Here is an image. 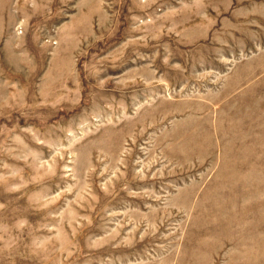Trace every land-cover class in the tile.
I'll return each mask as SVG.
<instances>
[{"label":"rangeland","instance_id":"obj_1","mask_svg":"<svg viewBox=\"0 0 264 264\" xmlns=\"http://www.w3.org/2000/svg\"><path fill=\"white\" fill-rule=\"evenodd\" d=\"M0 264H264V0H0Z\"/></svg>","mask_w":264,"mask_h":264}]
</instances>
